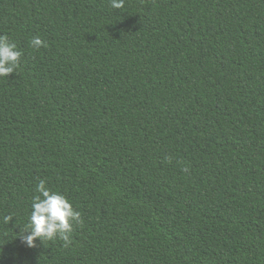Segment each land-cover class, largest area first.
<instances>
[{"label":"trees","instance_id":"16d2710c","mask_svg":"<svg viewBox=\"0 0 264 264\" xmlns=\"http://www.w3.org/2000/svg\"><path fill=\"white\" fill-rule=\"evenodd\" d=\"M3 34L0 264H264V0H0ZM41 179L68 247L22 238Z\"/></svg>","mask_w":264,"mask_h":264},{"label":"clouds","instance_id":"9594fccd","mask_svg":"<svg viewBox=\"0 0 264 264\" xmlns=\"http://www.w3.org/2000/svg\"><path fill=\"white\" fill-rule=\"evenodd\" d=\"M111 7H124V0H110ZM30 47L40 49L46 47V41L40 37H33L29 41ZM23 53L7 34L0 35V78H8L10 74H18L21 67ZM43 179L36 185V195L32 197L31 212L27 224L21 233L28 247H35L36 241H63L65 247L72 243V233L75 226H83L82 213L77 210L70 199L61 192L52 191ZM12 215L2 217L4 224L13 220Z\"/></svg>","mask_w":264,"mask_h":264}]
</instances>
